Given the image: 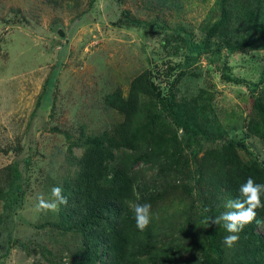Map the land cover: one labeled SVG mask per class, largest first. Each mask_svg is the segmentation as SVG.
Wrapping results in <instances>:
<instances>
[{
  "label": "rangeland",
  "instance_id": "374dc122",
  "mask_svg": "<svg viewBox=\"0 0 264 264\" xmlns=\"http://www.w3.org/2000/svg\"><path fill=\"white\" fill-rule=\"evenodd\" d=\"M219 13L218 0H0V264H76L85 241L59 226L79 223L67 216L84 141L119 143L131 111L156 126L167 167L183 163L156 182L158 214L226 211L214 194L220 149L261 176L264 40L205 51ZM142 76L153 88L140 89ZM55 186L68 204L38 211Z\"/></svg>",
  "mask_w": 264,
  "mask_h": 264
},
{
  "label": "trees",
  "instance_id": "16d2710c",
  "mask_svg": "<svg viewBox=\"0 0 264 264\" xmlns=\"http://www.w3.org/2000/svg\"><path fill=\"white\" fill-rule=\"evenodd\" d=\"M218 5L219 17L208 30L205 51L248 49L264 40V0H218ZM137 82L143 91L153 88L147 76ZM257 112L264 123V102ZM138 113H128L123 140L119 143L108 136L84 141L82 169L69 197L77 206L67 216L78 215L79 223L67 227L62 222L59 226L63 231L76 230L85 241V250L79 251L76 264H264V234L257 232L264 230V225L255 222L247 225L229 251L224 243L229 233L222 225H213L210 219L220 215L222 206L217 202L212 207L201 204L195 218L191 209L184 207L177 215L168 213L169 205L166 216L155 211L162 200L156 182L167 185L183 163L167 167L156 149L155 138L160 135L156 126L148 119L142 121ZM191 123H195L193 111H189L186 125ZM223 130L224 126L216 127L218 133ZM220 150L225 156L214 164L220 175L215 180L216 198H236L240 185L249 177L263 184V165L253 164L260 167V176L252 164L242 166L227 149ZM203 165L206 168V161ZM188 191L185 188L183 195ZM261 200L264 203V195ZM136 203L152 205L154 218L144 231L136 227L131 207ZM256 211L258 219L264 218V208ZM177 220L181 221L176 224ZM162 224L166 228H162ZM165 235L169 236V241Z\"/></svg>",
  "mask_w": 264,
  "mask_h": 264
},
{
  "label": "clouds",
  "instance_id": "9594fccd",
  "mask_svg": "<svg viewBox=\"0 0 264 264\" xmlns=\"http://www.w3.org/2000/svg\"><path fill=\"white\" fill-rule=\"evenodd\" d=\"M264 195V184L257 183L249 177L239 187V195L236 198L226 200L224 207L226 211L211 219V223L223 228L229 233L224 238V243L229 248L233 247L239 240V234L244 228L255 222L264 225V218L258 219L257 209L264 208L261 197ZM52 199L46 200L43 195L37 197L36 209L43 211H58L60 205H67L68 198L63 194L60 186L51 189ZM134 212L136 227L144 231L154 218L152 205L150 203H136L131 205ZM158 218V217H155Z\"/></svg>",
  "mask_w": 264,
  "mask_h": 264
}]
</instances>
